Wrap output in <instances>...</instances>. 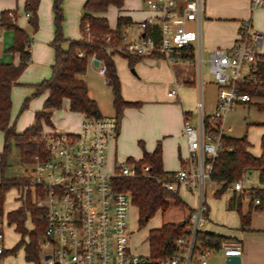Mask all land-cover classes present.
I'll return each mask as SVG.
<instances>
[{
	"label": "built area",
	"instance_id": "1",
	"mask_svg": "<svg viewBox=\"0 0 264 264\" xmlns=\"http://www.w3.org/2000/svg\"><path fill=\"white\" fill-rule=\"evenodd\" d=\"M143 1L150 16L138 25L142 34L137 39L126 35L122 46L108 51L116 56L158 58L173 64L182 60L179 57L182 49L192 47L202 75L206 0ZM263 7L264 0H251L253 10ZM11 17L15 22L14 15ZM26 18L29 20L30 14ZM110 41L108 37L107 42ZM263 45L264 33L247 21L231 49L218 48L209 53L210 71L218 86L217 106L207 116L204 100H199V126L187 118L183 131L189 144V159L178 173L160 180L170 191L179 192L186 186L200 196L190 220L191 234L178 240L183 251L179 256L156 259L140 255L132 248L133 232L129 228L130 210L134 206L132 194L114 190L112 180L118 172L134 177L135 166L120 164L114 175L107 173V147L119 132L116 119L82 114L81 128L76 133L43 131L36 136L34 141L44 153L33 157L28 191L46 223L40 239L43 264H209L214 253L227 259L242 257L244 249L239 240H225L217 248L198 242L197 235L207 222L206 186L213 171L208 158H216L222 151L228 113L236 106L253 102L254 97L245 89L264 87V78L259 76L264 63ZM99 71L106 76L107 67L102 61ZM180 87L169 92V97L178 99ZM143 172L150 176L151 167L146 165ZM251 182L242 178L228 191L243 193L245 184ZM8 226V217L0 214V264H6L8 257Z\"/></svg>",
	"mask_w": 264,
	"mask_h": 264
},
{
	"label": "trees",
	"instance_id": "2",
	"mask_svg": "<svg viewBox=\"0 0 264 264\" xmlns=\"http://www.w3.org/2000/svg\"><path fill=\"white\" fill-rule=\"evenodd\" d=\"M42 0H26L25 12L30 14L29 23L34 33L39 30V9ZM63 1L55 0V40L52 43L55 52V64L53 74L49 80H45L34 86L35 96L48 94L44 103V109L36 114V122L25 132L18 133L15 126H12V91L19 85V79L28 68L32 54L29 51L33 39L28 32L17 25L18 11H5L1 14L0 24L2 27L14 30L16 33L15 44L10 50L21 54L19 65H7L0 61V131L5 135L4 151L0 154V214H4V206L7 195L12 190L20 191L22 206L8 214L11 225H16V231L22 235L21 242L9 253L16 254L24 249L26 261L31 264H43L40 239L46 229V223L41 219L42 211L38 209L28 191L30 176L22 178H6L5 173L9 168V158L12 153L14 143L24 167L31 166L33 157L44 153V149L36 144L34 138L43 132L44 125H52V111L61 110L65 102H69L71 112L85 114L102 118L99 105L90 96V91L85 80L80 76L88 71L89 62L93 58L102 61L107 67L106 78L108 86L111 87L114 95V107L117 119L121 118L126 107L138 106L136 103L126 102L122 96V85L119 78L115 53H110L109 48H117L123 45L124 31L132 24V20L120 17L116 30H112L109 21L105 16H100L109 11L111 7L122 9L125 0H87L83 7L81 19L80 40H68L63 34ZM11 14L16 21L12 20ZM111 37L108 43L107 38ZM68 44V49L64 48ZM81 53H84L81 56ZM122 57L129 60L130 66L143 60L137 57ZM179 57L186 61H195L194 48L182 49ZM264 60V55L261 56ZM261 78H264V63L260 67ZM254 98L264 97V87L256 88L248 86L245 89ZM29 99L23 106L27 109ZM264 107V106H263ZM206 123L210 126V119ZM251 143L247 137H234L229 133L222 135V151L216 158H208V163L213 165L211 180L218 186L215 197L221 198L235 183L241 180L245 174L258 172L262 187L245 190L241 194L234 193L230 208L236 209L242 221V228L251 222L252 212L264 210V135L262 137L263 154L256 157L250 152ZM128 164L135 166L136 175L125 177L117 173L113 178V186L116 191H124L132 194L133 205L139 212V224L141 228L147 225L159 213L166 216L172 210L178 209L184 213V219L180 222H164L159 229H153L149 233L148 241L150 251L156 259L174 258L183 251L178 246V240L189 237L192 224L190 222L195 209L191 208L180 196L179 192L168 190L161 178L169 179L170 173H166L163 168V154L161 145L153 153L145 152L141 160L129 159ZM146 165L151 167L150 176H145L143 169ZM174 175V174H172ZM250 199L251 210L247 215L242 213V201ZM259 200L260 204L256 205ZM32 222L34 228L29 230L27 223ZM25 238L29 241L26 242ZM198 242H206V246L220 247L225 241L222 237L200 231L197 235Z\"/></svg>",
	"mask_w": 264,
	"mask_h": 264
},
{
	"label": "crops",
	"instance_id": "3",
	"mask_svg": "<svg viewBox=\"0 0 264 264\" xmlns=\"http://www.w3.org/2000/svg\"><path fill=\"white\" fill-rule=\"evenodd\" d=\"M53 1H41L38 32L27 31L25 29L26 26H22L17 22V25L26 30L33 39L29 49L32 59L27 70L20 77L19 85L13 88L12 100H15L20 88L26 86L34 88V86L49 79L53 74V65L56 58V52L52 45L55 40ZM25 2L26 0H0V18L5 11H18L20 9L19 5L25 9ZM86 2L87 0H80L73 6L78 13L76 20L78 26H76L79 28L76 30L70 29L71 20L69 14L70 10H72L70 0H66L65 5H63L67 15L64 25L66 39L80 40L82 38L79 19L81 21L83 7ZM143 2V0H125V5L122 9L111 7L107 13L100 16H105L108 19L112 30L117 29L120 17L130 18L132 24L125 29L124 35L131 39H137L142 34L138 27L139 23L150 16V11ZM249 11H251V0H206L203 39L206 38L204 40L208 54L218 48L231 49L233 47L243 23L247 22L246 17H248ZM114 17H116V22L112 24V18L114 19ZM217 32L222 34L216 40ZM15 39V31L6 29L0 24V61L3 64L19 65L21 63V54L10 51L15 44ZM64 48L68 49V44H64ZM262 53L264 54V51ZM94 61V59H91L89 62L88 71L83 80L89 87L90 96L97 101L102 117L116 119L119 123L118 136L113 142L117 146L116 149L121 148L122 154L126 158L134 156L132 159L139 161L143 158L145 152L153 153L161 145L164 171L170 174L178 173L182 169L184 160L189 153V144L183 134L185 121L189 118L192 123H195L198 118L199 124L200 117L197 105L200 99L204 100L206 115L212 114L217 106L218 99V87L216 88L215 79L209 78L205 82L203 73L201 75V71L198 69L199 65L196 58L195 61L178 60L173 64H169L162 59L150 58L140 60L134 67H131L127 58L115 56L114 61L121 80L123 99L126 102L138 104V106L124 108L121 118L117 119L116 112H114V116L109 113L108 115H111V117L105 115L101 100L94 96L96 91L91 81L92 75L97 79H103L104 83L108 85L106 76L100 73L99 67L94 64ZM179 85H181L178 90L179 98H170L169 92L177 89ZM213 85L217 90L215 98L210 97V90H212L211 86ZM32 91L34 90L32 89ZM29 92L25 95H28ZM44 96L46 101L48 94L46 93ZM177 101L178 103H176ZM65 104L69 107L68 101ZM207 106L211 109L213 108L209 113L207 112ZM79 115L80 122L76 132L81 128L82 114ZM52 123V127L55 128L53 121ZM25 127L22 131L17 132H25L29 128ZM231 131V129H227V133ZM47 132H51V129H48ZM138 141L145 143L144 151L142 152L132 149L130 146V143H137ZM4 147L5 135L0 131V154L4 151ZM250 152L256 157L262 156V138L260 143H251ZM209 182L217 186L212 180ZM182 190L194 195L196 193L190 188L182 186L179 190L180 195ZM235 192L237 194L242 193L231 190L221 198H216V190L213 191L212 194L216 202H220L221 205L217 203L216 211L212 212V208L207 201L206 189L207 222L201 231L220 236L224 240L241 241L244 249L241 264H264V210H254L250 224L243 229L239 212L230 208ZM19 202L21 207L22 202ZM199 203L200 201L198 205ZM198 205L190 207L196 210ZM250 210L251 201L246 198L242 201V213L247 215ZM10 226L17 228L16 225L9 223L8 227ZM7 249L6 264H11L9 259L13 254L9 253L11 249ZM227 260L223 254L214 253L209 259V264H227Z\"/></svg>",
	"mask_w": 264,
	"mask_h": 264
},
{
	"label": "rangeland",
	"instance_id": "4",
	"mask_svg": "<svg viewBox=\"0 0 264 264\" xmlns=\"http://www.w3.org/2000/svg\"><path fill=\"white\" fill-rule=\"evenodd\" d=\"M80 1V0H70V4L72 5V10H70V20H71V26L70 29L76 30L79 27L76 24V20L78 17L77 9L73 6ZM55 0L53 1V7H54ZM66 0L63 1V5H65ZM144 3V2H143ZM16 4V3H15ZM17 6V4H16ZM20 9H18L19 19L18 22L20 25L26 26V30L31 31L33 30L32 26L29 23V20L26 18V12L24 8H22L21 5H19ZM65 8H63L64 13V20H63V34L65 37L64 32V25L66 22V14H65ZM54 10V9H53ZM246 21H251L252 25L255 30L261 31L264 33V7L253 10L251 8V11L248 13V17H246ZM40 22V19H39ZM116 22V17L114 19L112 18V24ZM245 23V22H244ZM243 23V24H244ZM53 24L55 28L56 33V26H55V13L53 17ZM77 25V26H76ZM81 25V21L79 19V26ZM34 32V30H33ZM222 33L217 32L216 33V40L218 39V36ZM205 37V35H204ZM66 38V37H65ZM206 39V38H204ZM203 39V45H204V59L205 63L202 66V72L204 75L205 82L209 78H214V76L211 74L210 66L208 63L209 54L207 50V45L205 43V40ZM264 51V48L261 50ZM198 64V63H197ZM200 69V67H198ZM27 70V69H26ZM52 77V76H51ZM50 77V78H51ZM86 75L80 76L81 79H84ZM49 78V79H50ZM46 79V80H49ZM91 81L94 86V90L96 91V95H94L96 98H99L102 102L103 111L104 114L108 117L114 116V112H116L114 107V95L112 92V89L110 86L104 83L103 79H97L94 77V75L91 76ZM44 82V81H43ZM215 85H217L215 83ZM211 96L212 98H215L217 95L216 88L218 86H211ZM32 89L34 91H32ZM20 92L18 95H16L15 100H13V109H12V126H15L16 131H22L23 128H28L35 124L36 122V114L38 111H42L44 109V103H45V96L44 94L41 96H35V88L33 87H22L19 90ZM30 91V92H29ZM29 92L28 95H25ZM209 95V93H208ZM29 99L28 107L27 109L23 110V106L26 103V101ZM178 103V101L176 102ZM264 98H254L252 103H249L247 105H239L236 106L233 110H231L226 118V121L224 123V126L226 129H231L232 131L229 132L231 136L242 138L247 137L251 143H260V140L264 134ZM64 109L61 110H53L52 111V121L55 124V128L52 127V125H44V131L47 132L48 129H51V132H59V133H76L77 126L80 122V115L78 113H74L70 111V108L67 106V104H64ZM207 112L212 111V109L207 106ZM111 115H108V114ZM196 127L199 126L198 124V118L195 123H193ZM130 146L132 149H136L139 152L144 151L145 143L142 141H138L137 143H130ZM115 143L108 144L107 147V173L110 175H114L115 169L120 164H127L129 159L134 156L125 157L122 153L121 148L116 149ZM3 152V151H2ZM190 153H188V157L184 160L186 162L189 159ZM129 158V159H128ZM9 168L7 172L5 173L6 178H22L28 175V172L30 171L31 167L27 166L24 167L19 158L18 151L13 143L12 145V153L9 158ZM181 170V169H180ZM2 179V175L0 173V182ZM243 179L246 181L248 179H251V184L246 183L245 189L249 190L252 188H260L262 187V183L259 178V174L257 172H253L252 174H246L244 175ZM207 201L208 204L212 208V212L216 211V205L218 202H216L213 191L217 190V186L212 185L209 180L207 182ZM235 191V190H234ZM181 198L189 205L196 207L198 205V202L200 201L199 193H189L186 190H182L181 192ZM21 199V193L17 190H12L9 192L6 198L5 206H4V214L8 217V214L12 211H15L20 208V200ZM17 202H16V201ZM219 205L220 202L218 203ZM184 219V213L178 209L172 210L169 214H167L165 217L162 216L161 213H159L154 219L151 220V222L147 225L145 228H141L139 224V212L138 209L133 206L130 210V217H129V228L133 232L132 236V248L133 250L144 256H148L151 254L150 251V245L148 241L149 233L153 229H159L164 222H180ZM27 228L29 230H32L34 228V225L32 222L27 223ZM6 237H7V248L13 250L22 240V235L16 231V228L13 226H10L6 230ZM25 241L28 242L29 239L25 238ZM9 262L11 264H31L26 261L25 257V251L24 249L19 250L16 254H13Z\"/></svg>",
	"mask_w": 264,
	"mask_h": 264
},
{
	"label": "water",
	"instance_id": "5",
	"mask_svg": "<svg viewBox=\"0 0 264 264\" xmlns=\"http://www.w3.org/2000/svg\"><path fill=\"white\" fill-rule=\"evenodd\" d=\"M94 64L99 67L100 61L99 60H95ZM47 259H48V257H47ZM241 263H242V258L241 257H230L227 260V264H241Z\"/></svg>",
	"mask_w": 264,
	"mask_h": 264
}]
</instances>
